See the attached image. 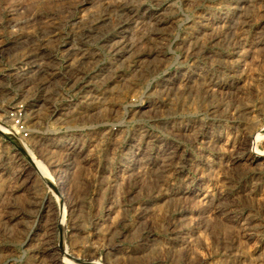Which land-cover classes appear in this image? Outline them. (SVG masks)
I'll use <instances>...</instances> for the list:
<instances>
[{
    "label": "rangeland",
    "instance_id": "1",
    "mask_svg": "<svg viewBox=\"0 0 264 264\" xmlns=\"http://www.w3.org/2000/svg\"><path fill=\"white\" fill-rule=\"evenodd\" d=\"M0 264H264V0H0Z\"/></svg>",
    "mask_w": 264,
    "mask_h": 264
},
{
    "label": "bare ground",
    "instance_id": "2",
    "mask_svg": "<svg viewBox=\"0 0 264 264\" xmlns=\"http://www.w3.org/2000/svg\"><path fill=\"white\" fill-rule=\"evenodd\" d=\"M48 31V30H47ZM133 49V48H132ZM148 50V49H147ZM139 57V56H138ZM28 107V106H27ZM39 165H40V170L42 171V173L44 174V176L50 180V184L52 185V188H54V191L56 192V194L58 195L59 198L61 199H64V194H63V190L61 187V184L63 183V179H62V176L58 174V176L53 177V174L52 176L49 174V172H47L44 167L40 164L39 162Z\"/></svg>",
    "mask_w": 264,
    "mask_h": 264
}]
</instances>
